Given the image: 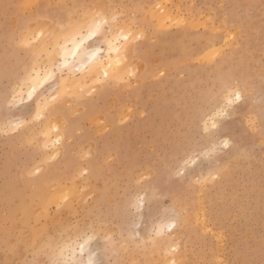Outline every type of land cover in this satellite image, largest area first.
<instances>
[{
    "label": "rangeland",
    "instance_id": "374dc122",
    "mask_svg": "<svg viewBox=\"0 0 264 264\" xmlns=\"http://www.w3.org/2000/svg\"><path fill=\"white\" fill-rule=\"evenodd\" d=\"M91 15L107 76L52 59ZM88 257L264 261V0H0V264Z\"/></svg>",
    "mask_w": 264,
    "mask_h": 264
},
{
    "label": "bare ground",
    "instance_id": "6f19581e",
    "mask_svg": "<svg viewBox=\"0 0 264 264\" xmlns=\"http://www.w3.org/2000/svg\"><path fill=\"white\" fill-rule=\"evenodd\" d=\"M89 17H90L89 20L87 19L88 21H86L85 24L81 20L83 24L80 23L79 25L75 26V29L72 30L71 32L67 31V33H63L64 39L61 41V43L60 42L56 43L57 48L54 47L52 49V51L56 50L57 53V54L53 53L55 56L52 57V59L56 58L57 60H59L62 66H66V65L71 66L74 65L76 61H79L77 62V64L74 65L77 69L88 68L94 73H98V74L101 73L102 75L107 76L110 72H113L115 68L116 69L120 68V64H123V60H125L124 59L126 56L124 50L125 45L122 44L125 42L122 43L120 41L116 42V40H119L120 38L123 39L128 38L130 36V29L128 28L121 29L119 30L118 33L113 34L111 39L107 40L106 55H105L106 61H104L101 58V56H99L100 52H102L101 47L96 46L93 48H89L88 46H86L91 39H94V37L100 34V27L95 30L94 35L84 40L83 44H81L80 47L77 48L75 46L76 43H78V38H81L83 35H86L91 26L95 24H99V25L101 24L102 21L101 18L94 17L93 15ZM41 30L42 29L40 28L38 30V33ZM52 62L53 61H51V63ZM50 64L48 67L46 66L42 71L37 69L32 75L29 76L32 82L30 88L28 89L29 95H32V93L36 90V88H38V86L42 81L47 80L52 75L53 68L51 67ZM114 66L115 68L113 69L112 67ZM234 92L236 96L237 94L240 96V92H238L237 90H235ZM53 128L57 129L56 125H53ZM85 246H86L85 241L79 242L80 250H83ZM87 262L88 264H92L93 260L90 257H88Z\"/></svg>",
    "mask_w": 264,
    "mask_h": 264
},
{
    "label": "snow or ice",
    "instance_id": "6c2138e0",
    "mask_svg": "<svg viewBox=\"0 0 264 264\" xmlns=\"http://www.w3.org/2000/svg\"><path fill=\"white\" fill-rule=\"evenodd\" d=\"M100 27L99 24H95L93 26H91L87 32L86 35H83L81 38H78V43H76V47H80L81 44H83L84 40L90 38L92 35H94L95 30L98 29ZM237 99H239V95L237 94L236 96ZM261 264H264V261L261 262Z\"/></svg>",
    "mask_w": 264,
    "mask_h": 264
}]
</instances>
